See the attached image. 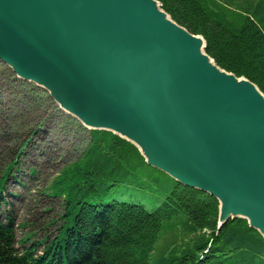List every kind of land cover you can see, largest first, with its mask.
Instances as JSON below:
<instances>
[{
    "label": "water",
    "instance_id": "95a60500",
    "mask_svg": "<svg viewBox=\"0 0 264 264\" xmlns=\"http://www.w3.org/2000/svg\"><path fill=\"white\" fill-rule=\"evenodd\" d=\"M0 61L88 130L214 197L219 229L240 218L264 237V94L158 1L0 0Z\"/></svg>",
    "mask_w": 264,
    "mask_h": 264
},
{
    "label": "trees",
    "instance_id": "16d2710c",
    "mask_svg": "<svg viewBox=\"0 0 264 264\" xmlns=\"http://www.w3.org/2000/svg\"><path fill=\"white\" fill-rule=\"evenodd\" d=\"M156 1L205 39L220 68L264 94V0ZM49 191L64 202L55 239L42 254L26 247L31 235L18 248L12 216L0 218V264H264V237L247 220L219 229L214 197L151 167L111 132L90 131L87 148Z\"/></svg>",
    "mask_w": 264,
    "mask_h": 264
},
{
    "label": "rangeland",
    "instance_id": "374dc122",
    "mask_svg": "<svg viewBox=\"0 0 264 264\" xmlns=\"http://www.w3.org/2000/svg\"><path fill=\"white\" fill-rule=\"evenodd\" d=\"M89 141L90 130L62 111L48 91L19 79L0 61V218L12 216L18 248L31 235L26 247L42 254L55 239L64 202L49 196L50 186Z\"/></svg>",
    "mask_w": 264,
    "mask_h": 264
},
{
    "label": "bare ground",
    "instance_id": "6f19581e",
    "mask_svg": "<svg viewBox=\"0 0 264 264\" xmlns=\"http://www.w3.org/2000/svg\"><path fill=\"white\" fill-rule=\"evenodd\" d=\"M182 33L185 34V36L189 37L191 40H193L196 44V50L201 53L204 57H205V54H204V49H203V42L201 41L200 38L198 37H191V36H188L185 32L182 31ZM238 83L243 87L245 84H247L246 81H243V80H239ZM223 210H225V207L223 206L222 207Z\"/></svg>",
    "mask_w": 264,
    "mask_h": 264
}]
</instances>
